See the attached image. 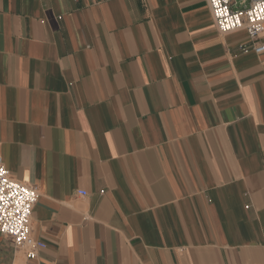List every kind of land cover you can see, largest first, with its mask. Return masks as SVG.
<instances>
[{
	"label": "crops",
	"instance_id": "0c3cea01",
	"mask_svg": "<svg viewBox=\"0 0 264 264\" xmlns=\"http://www.w3.org/2000/svg\"><path fill=\"white\" fill-rule=\"evenodd\" d=\"M0 157V264H264V51L207 0H0Z\"/></svg>",
	"mask_w": 264,
	"mask_h": 264
},
{
	"label": "built area",
	"instance_id": "2783aa9c",
	"mask_svg": "<svg viewBox=\"0 0 264 264\" xmlns=\"http://www.w3.org/2000/svg\"><path fill=\"white\" fill-rule=\"evenodd\" d=\"M77 1V0H75ZM213 22L221 33L245 31L256 53L264 51V0H207ZM84 194V192H81ZM38 198L36 189L10 176L0 157V234L14 244H33L30 237L31 215ZM30 258L35 254L30 253Z\"/></svg>",
	"mask_w": 264,
	"mask_h": 264
}]
</instances>
